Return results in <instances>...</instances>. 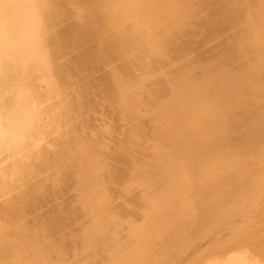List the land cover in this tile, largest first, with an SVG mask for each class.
<instances>
[{
    "label": "bare ground",
    "instance_id": "obj_1",
    "mask_svg": "<svg viewBox=\"0 0 264 264\" xmlns=\"http://www.w3.org/2000/svg\"><path fill=\"white\" fill-rule=\"evenodd\" d=\"M0 264H264V0H0Z\"/></svg>",
    "mask_w": 264,
    "mask_h": 264
},
{
    "label": "rangeland",
    "instance_id": "obj_2",
    "mask_svg": "<svg viewBox=\"0 0 264 264\" xmlns=\"http://www.w3.org/2000/svg\"><path fill=\"white\" fill-rule=\"evenodd\" d=\"M151 145H152V150H153V147H154V146H153V145H154V142H153V141L151 142ZM151 152H152V151H151ZM98 187H99V186H98ZM98 187H97L96 189H98ZM98 213H100V212H98Z\"/></svg>",
    "mask_w": 264,
    "mask_h": 264
}]
</instances>
